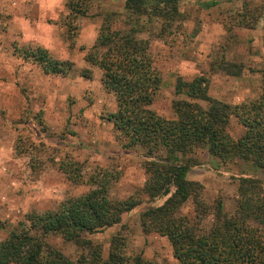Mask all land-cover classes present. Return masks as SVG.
Segmentation results:
<instances>
[{"label":"rangeland","instance_id":"rangeland-1","mask_svg":"<svg viewBox=\"0 0 264 264\" xmlns=\"http://www.w3.org/2000/svg\"><path fill=\"white\" fill-rule=\"evenodd\" d=\"M124 1L90 0L88 14L73 18L65 0H0V239L20 223L27 225L29 214L52 210L64 199L87 192L95 186L93 177L107 183L113 200L141 199L119 223L85 234L101 247L102 256L107 257L111 238L118 234L127 255L179 264L165 236L142 231L141 213L164 198L150 200L141 194L148 158L142 147L122 145L108 119L116 110L115 97L103 85L102 70L86 60L104 14H115L114 27H130ZM207 1L181 0L179 17L162 27L140 19L137 37L148 39V54L160 77L150 108L166 119L174 118L172 102L186 98L175 93L178 78L205 76L208 94L227 103L260 94L264 0H217L206 7ZM35 46L70 62L71 70L65 75L45 73L20 51ZM223 61L241 65V73L227 74L221 69ZM228 132L234 138L243 132L233 116ZM181 160L190 165L187 179L202 185L200 197L208 204L221 199L228 215L236 205L239 176L259 178L264 190L263 171L238 160L222 164L205 146L181 155ZM66 164L77 169L72 176H79V183L63 171ZM181 212L193 213L190 200ZM45 240L78 264L80 248L57 235Z\"/></svg>","mask_w":264,"mask_h":264},{"label":"trees","instance_id":"trees-1","mask_svg":"<svg viewBox=\"0 0 264 264\" xmlns=\"http://www.w3.org/2000/svg\"><path fill=\"white\" fill-rule=\"evenodd\" d=\"M180 1L125 0L130 27H114L115 14H104L86 60L102 70L103 85L115 97L116 110L108 119L123 139L122 145L142 147L148 158L141 194L150 200L164 198L160 205L141 213L142 231L165 236L179 264H264L262 181L239 176L236 205L228 215L221 199L208 204L200 197L202 185L187 179L190 165L181 160V155L205 146L222 164L238 160L264 172V70L261 91L255 99L240 103L219 100L208 94L206 77L197 75L190 81L176 80L175 93L186 98L172 102L174 118L166 119L150 108L160 77L148 54V39L137 37L142 30L140 19L144 16L161 27L170 24L180 15ZM65 4L68 14L76 18L88 14L90 0H65ZM216 4L217 0L204 3L206 7ZM20 51L45 73L65 75L72 68L70 62L52 57L40 46ZM221 69L238 75L242 66L223 61ZM232 116L243 126L236 138L228 132ZM76 170L68 164L63 167L69 178L79 183V176H72ZM91 180L95 186L87 192L64 199L52 210L29 214L27 225L20 223L18 229L0 239V264H75L47 243L48 235L60 236L80 248L78 264H164L140 254L127 255L124 238L118 234L111 238L104 258L101 247L85 237L119 223L123 213L141 202L136 196L113 200L105 181ZM187 200L193 205L191 215L181 212Z\"/></svg>","mask_w":264,"mask_h":264}]
</instances>
